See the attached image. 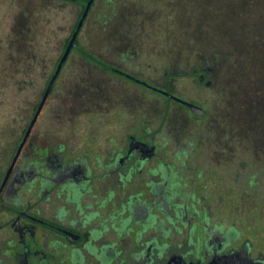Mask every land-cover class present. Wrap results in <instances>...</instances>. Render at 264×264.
I'll list each match as a JSON object with an SVG mask.
<instances>
[{"label":"flooded vegetation","instance_id":"flooded-vegetation-1","mask_svg":"<svg viewBox=\"0 0 264 264\" xmlns=\"http://www.w3.org/2000/svg\"><path fill=\"white\" fill-rule=\"evenodd\" d=\"M83 9L53 62L31 36L7 48L0 37V73L9 71L0 108L7 88L27 108L22 127L18 106L0 123V264H210L234 254L264 264V243L241 219L251 198L237 185L253 187L254 172L215 143L221 63L147 54L131 38L112 37L99 53L77 34L57 69ZM71 60L89 84L67 85ZM227 153L235 164L211 163ZM228 180L239 196L211 193Z\"/></svg>","mask_w":264,"mask_h":264},{"label":"rangeland","instance_id":"rangeland-1","mask_svg":"<svg viewBox=\"0 0 264 264\" xmlns=\"http://www.w3.org/2000/svg\"><path fill=\"white\" fill-rule=\"evenodd\" d=\"M82 1L85 2L0 0L3 48H7L6 44L14 36L19 42L22 34L31 36L35 39L36 48L40 47L38 51L50 53L53 62L61 50L62 40L70 35L83 9ZM263 14L264 0H94L78 32L80 43L94 46V51L99 53L108 52L112 37L131 38L143 43L142 51L147 54L183 52L185 56L214 55L216 62L221 63V74L214 89L216 93L211 97L213 126L222 127V137H218L215 143L219 144V149L237 150L236 154L239 151L244 165L256 174L253 187L247 183L237 185L243 197H254L253 202L251 199L243 201L241 219L244 232L253 242L255 236L259 246L264 243V104L261 102L264 100V88L259 85L261 75L264 77V56L255 48L260 43L255 37L258 33L263 34ZM47 40L49 45H46ZM44 46H49L50 50L42 49ZM117 47L123 49V42ZM254 61L260 66L259 71ZM74 63L73 60L67 63V85H74L80 78L84 81L82 84H89L87 79L90 76H87L89 73L85 67L80 75L71 72L80 68ZM7 74L0 73L1 85L7 83ZM183 85L180 80L179 89ZM9 90L4 89L3 92L0 123L5 127L10 116L15 115L14 111L8 113L6 109L14 110L12 107L18 106L20 128L23 125L21 119L26 116L21 111L27 108L21 99L22 93L15 97ZM257 100L261 103L256 109L254 101ZM221 159L218 155L212 158L211 163L229 165L236 162L234 158L229 159L228 153L225 160ZM233 186L229 180L225 186L214 183L211 193L223 194L226 191L231 196H239L238 191L231 188Z\"/></svg>","mask_w":264,"mask_h":264},{"label":"water","instance_id":"water-1","mask_svg":"<svg viewBox=\"0 0 264 264\" xmlns=\"http://www.w3.org/2000/svg\"><path fill=\"white\" fill-rule=\"evenodd\" d=\"M93 1L94 0H88L87 1L86 5H85V7L83 9V12H82V14L80 16V19L78 20V22H77V24L75 26V29H74V31H73V33L71 35L70 41H69V43L67 44V46L65 48V51L63 53V56L61 58L60 63L58 64L57 69H59L62 61L65 59V57H66L67 53L69 52L70 48L74 46V44H75L74 40H75V38H76V36H77V34H78L82 24H83L84 19L86 18V15H87V13H88ZM51 83L52 82H50L49 85H51ZM48 91H49V86H48V88H47V90H46V92L44 94V97L47 95ZM243 261H244V264H260L257 261H253V260L251 261V260H248V259L241 258L239 255H236V254L230 255V256H226V257H219L217 259H214L210 264H235V263H238V262H241L243 264ZM172 262L173 261L170 260L168 264H173Z\"/></svg>","mask_w":264,"mask_h":264},{"label":"trees","instance_id":"trees-1","mask_svg":"<svg viewBox=\"0 0 264 264\" xmlns=\"http://www.w3.org/2000/svg\"><path fill=\"white\" fill-rule=\"evenodd\" d=\"M87 1L88 0H85V2L82 1V7L83 8L85 7ZM263 18H264V14H263ZM257 32H259V31L257 30ZM258 34L259 35L256 36L255 39H257L260 43L258 44L259 46H255V48L258 49V51L260 53H262V55L264 56V31H263V34H260V33H258ZM254 65H255L256 68H258L257 70L259 71L260 70V66L255 61H254ZM261 71H263V70H261ZM259 85H260L261 89L264 88V77H262V75H261V80H260V84ZM259 102H260L259 100L254 101V108L257 109ZM261 102L264 104V100H262ZM255 175L256 174H254V177H255Z\"/></svg>","mask_w":264,"mask_h":264}]
</instances>
